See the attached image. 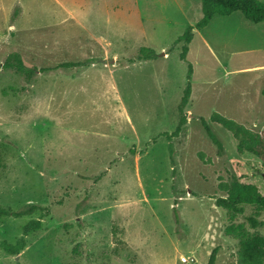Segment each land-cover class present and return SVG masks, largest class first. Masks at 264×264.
<instances>
[{
  "label": "rangeland",
  "instance_id": "374dc122",
  "mask_svg": "<svg viewBox=\"0 0 264 264\" xmlns=\"http://www.w3.org/2000/svg\"><path fill=\"white\" fill-rule=\"evenodd\" d=\"M201 18L202 0H0L1 67L16 52L36 69L32 82L0 69V210L47 209L20 255L0 247V264H209L215 248V264H243L241 238L264 242V211L232 221L216 206L221 182L264 193V166L213 119L264 135V34L241 13L215 16L183 61L176 41ZM142 47L158 58L139 61ZM188 82L171 154L164 133ZM41 214L0 215V244Z\"/></svg>",
  "mask_w": 264,
  "mask_h": 264
},
{
  "label": "trees",
  "instance_id": "16d2710c",
  "mask_svg": "<svg viewBox=\"0 0 264 264\" xmlns=\"http://www.w3.org/2000/svg\"><path fill=\"white\" fill-rule=\"evenodd\" d=\"M235 13H241L246 20L252 24H260L264 22V2L261 0H202V18L195 25L187 27L185 33L177 39V43H183L182 53L180 59L185 61L190 51V44L194 37V30H203L206 28L215 16L229 17ZM19 14V9L15 11L16 18ZM137 58L139 61L156 60L158 55L152 48L142 47L138 50ZM90 62V61H89ZM85 63H62L54 68L42 69V72L59 69H73L86 66ZM0 69H12L18 75L23 76L28 82H32L36 75V69H28L25 62L19 53H11L4 61ZM193 69L189 67L188 78L190 79ZM192 95V84L188 82L184 89L183 96L178 106L179 123L175 131L171 134L164 133L169 144V150L173 154V138H178L183 132L184 127L188 122V113L186 107L188 106ZM213 119L221 125L225 130L233 134L239 141L237 150L240 153H248L258 158L264 166V135L255 132L244 125L239 124L233 119L227 118L222 114L215 112ZM201 125L204 128L207 136L212 143L218 147L220 153L224 151V146L217 135L212 131L207 121L201 118ZM203 159V156H201ZM3 162L0 157V168ZM219 189L227 194L226 197H221L216 200V206L231 213L230 219L235 220L237 216L244 215L245 207L252 206L257 211H264V193L254 184H246L238 180H234L231 184L221 182ZM40 212L41 218L31 220L23 227V235L17 240L15 244L3 241L0 247L9 255L18 256L27 246V238L33 233L40 231L43 227V216L47 209L31 204L27 205L23 210L16 212H9L0 210V215H14L16 217L24 215H32ZM178 220V219H177ZM248 223L253 229L263 225L262 222L249 217ZM243 236V235H242ZM241 258L243 264H264V242L257 237L241 238ZM218 254V248H215L211 254L209 264H215Z\"/></svg>",
  "mask_w": 264,
  "mask_h": 264
},
{
  "label": "crops",
  "instance_id": "0c3cea01",
  "mask_svg": "<svg viewBox=\"0 0 264 264\" xmlns=\"http://www.w3.org/2000/svg\"><path fill=\"white\" fill-rule=\"evenodd\" d=\"M212 21H213V20H212ZM254 26H256V28H258V29H257V30H258L257 33L260 32V33H263V34H264V22H263V23H260V24H254ZM260 28H261V30H262L263 32H262L261 30H259ZM263 34H262V35H263Z\"/></svg>",
  "mask_w": 264,
  "mask_h": 264
}]
</instances>
